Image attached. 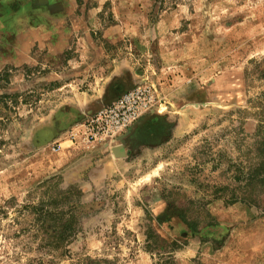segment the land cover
Returning a JSON list of instances; mask_svg holds the SVG:
<instances>
[{
    "label": "rangeland",
    "instance_id": "374dc122",
    "mask_svg": "<svg viewBox=\"0 0 264 264\" xmlns=\"http://www.w3.org/2000/svg\"><path fill=\"white\" fill-rule=\"evenodd\" d=\"M64 6L29 64L0 46V264H264V0ZM140 86L124 134L69 141Z\"/></svg>",
    "mask_w": 264,
    "mask_h": 264
},
{
    "label": "built area",
    "instance_id": "2783aa9c",
    "mask_svg": "<svg viewBox=\"0 0 264 264\" xmlns=\"http://www.w3.org/2000/svg\"><path fill=\"white\" fill-rule=\"evenodd\" d=\"M155 102V96L149 88H133L116 101L77 122L66 132L67 137L72 144L118 137L148 113Z\"/></svg>",
    "mask_w": 264,
    "mask_h": 264
},
{
    "label": "crops",
    "instance_id": "0c3cea01",
    "mask_svg": "<svg viewBox=\"0 0 264 264\" xmlns=\"http://www.w3.org/2000/svg\"><path fill=\"white\" fill-rule=\"evenodd\" d=\"M63 3L72 6V0H0V46L25 45V63L29 64L32 40L38 34L35 29L45 27L42 24L47 20L58 22Z\"/></svg>",
    "mask_w": 264,
    "mask_h": 264
},
{
    "label": "water",
    "instance_id": "95a60500",
    "mask_svg": "<svg viewBox=\"0 0 264 264\" xmlns=\"http://www.w3.org/2000/svg\"><path fill=\"white\" fill-rule=\"evenodd\" d=\"M121 155H123L124 154V152H123V150H120V152H119ZM120 154H117V155H120Z\"/></svg>",
    "mask_w": 264,
    "mask_h": 264
}]
</instances>
